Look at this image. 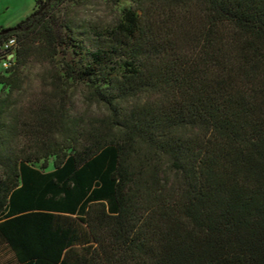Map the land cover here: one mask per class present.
Here are the masks:
<instances>
[{
    "label": "trees",
    "instance_id": "obj_1",
    "mask_svg": "<svg viewBox=\"0 0 264 264\" xmlns=\"http://www.w3.org/2000/svg\"><path fill=\"white\" fill-rule=\"evenodd\" d=\"M57 1L0 27V264H264V0H132L108 27ZM36 60L58 101L22 111Z\"/></svg>",
    "mask_w": 264,
    "mask_h": 264
},
{
    "label": "rangeland",
    "instance_id": "obj_2",
    "mask_svg": "<svg viewBox=\"0 0 264 264\" xmlns=\"http://www.w3.org/2000/svg\"><path fill=\"white\" fill-rule=\"evenodd\" d=\"M34 2L35 0H0V27L15 26L32 12ZM57 5L62 12L73 14L77 20H89L101 27H108L120 18L123 8L132 5V0H58ZM4 62V59H0V74H7L4 70L9 64L4 65ZM56 71L51 64L39 60L32 61L20 69V87L15 89L14 97L22 111H28L30 106L35 107L45 100L58 101L52 84V74ZM69 87L72 110L76 114L85 113L90 118L96 116L97 107L85 100V87L78 84H71ZM31 138L21 137L16 148L32 149Z\"/></svg>",
    "mask_w": 264,
    "mask_h": 264
},
{
    "label": "built area",
    "instance_id": "obj_3",
    "mask_svg": "<svg viewBox=\"0 0 264 264\" xmlns=\"http://www.w3.org/2000/svg\"><path fill=\"white\" fill-rule=\"evenodd\" d=\"M16 45V38L14 36L10 37L9 39H7L3 45H2V48L4 50H7V51H10V50H13V48L15 47ZM13 55V53H9L8 54V58H11ZM4 65H7V61L4 62Z\"/></svg>",
    "mask_w": 264,
    "mask_h": 264
}]
</instances>
